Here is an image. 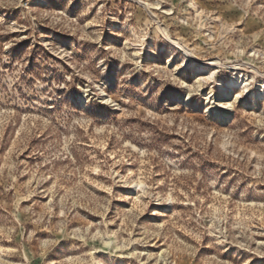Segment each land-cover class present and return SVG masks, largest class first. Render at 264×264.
Listing matches in <instances>:
<instances>
[{
    "label": "rangeland",
    "instance_id": "374dc122",
    "mask_svg": "<svg viewBox=\"0 0 264 264\" xmlns=\"http://www.w3.org/2000/svg\"><path fill=\"white\" fill-rule=\"evenodd\" d=\"M202 63L264 85V0H0V264H264V97Z\"/></svg>",
    "mask_w": 264,
    "mask_h": 264
},
{
    "label": "bare ground",
    "instance_id": "6f19581e",
    "mask_svg": "<svg viewBox=\"0 0 264 264\" xmlns=\"http://www.w3.org/2000/svg\"><path fill=\"white\" fill-rule=\"evenodd\" d=\"M197 60L198 59L196 58V61ZM193 67L196 68L197 66L193 65ZM201 70H203L207 73L208 78L210 80H214L216 82L218 87L222 90L225 100L228 97H230L233 89H236L238 91L237 99H239L241 94H244V93L251 94L256 99L264 97V85L258 86L254 91H250L251 84L249 83L248 80H245L241 76L235 75L228 82L222 83L220 80H217V73L216 72L211 73L212 71L209 70V66L206 63H202V69ZM199 83H201V81ZM214 93L215 92L212 90L210 95H212ZM225 100H223V101H225ZM230 114H232L231 109L227 112H224V113H221V112L218 113L217 118L219 120H225L231 116Z\"/></svg>",
    "mask_w": 264,
    "mask_h": 264
}]
</instances>
